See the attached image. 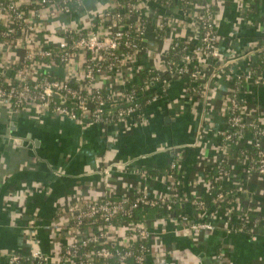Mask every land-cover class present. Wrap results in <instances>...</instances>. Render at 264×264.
Masks as SVG:
<instances>
[{
  "label": "crops",
  "instance_id": "0c3cea01",
  "mask_svg": "<svg viewBox=\"0 0 264 264\" xmlns=\"http://www.w3.org/2000/svg\"><path fill=\"white\" fill-rule=\"evenodd\" d=\"M113 1L83 0L71 13L55 15L54 9L46 10L44 19L36 21L38 46L55 47L69 30L84 31ZM215 13L222 39L219 58L205 66L210 83L207 97L188 95L186 77L168 76V92L145 109L142 120L106 125H88L35 105L12 112L0 101V264H9L7 254L35 252L49 257L46 264H58L57 256L69 237L66 233L59 237L54 230L56 215L78 200L134 197L144 186L151 196L163 197L172 184L174 193L187 201L183 214L190 223L203 216L196 213L191 200L210 188L206 172L218 159V132L226 125L224 99L234 73L242 72L249 62L256 64V53L236 62L234 73L221 75L215 67L225 66L235 55L245 57L244 50L264 38V0H219ZM192 24L188 23L191 30ZM154 35L150 28L134 70L162 67L167 45ZM24 48L13 50L10 59H23ZM75 66L79 71L80 62ZM36 73L66 78L63 67L51 64L38 65ZM98 86L113 88L107 79H99ZM246 97L251 111L264 119V84L248 85ZM245 141L251 145L250 134ZM178 159L175 182L165 170ZM140 171L151 175L143 177ZM240 181L247 195L238 200L229 195L224 207L208 213L207 222L215 228L203 231L197 239L187 235L177 218L145 220L153 234L147 264H264V234L259 232L253 239L243 228L240 212L246 207L264 212V177L247 176L245 164L232 160L231 174L223 182L235 187Z\"/></svg>",
  "mask_w": 264,
  "mask_h": 264
},
{
  "label": "built area",
  "instance_id": "2783aa9c",
  "mask_svg": "<svg viewBox=\"0 0 264 264\" xmlns=\"http://www.w3.org/2000/svg\"><path fill=\"white\" fill-rule=\"evenodd\" d=\"M214 1L114 0L84 31L69 30L57 46L41 48L36 42L40 34L36 21L44 19V12L50 9H54L55 15L71 13L70 4L81 6L83 0H0V75L6 77L9 86L0 88V101L12 112L35 105L88 125H106L142 120L145 109L168 92V76L186 77L188 95L207 97L210 83L205 66L219 58L222 39L215 21L219 0ZM150 19L152 22L148 23ZM188 23H193V30ZM150 28L156 41L167 45L162 54L164 63L160 68L134 70ZM22 47H25L23 59H10L11 52ZM244 52L245 57L235 55L225 66H216L218 74L234 73L232 66L236 62L261 53L262 46L254 44ZM78 61L79 71L75 70ZM49 64L63 67L66 78L36 73L38 65ZM144 70L151 77L137 87L134 80ZM99 79H107L113 88L99 87ZM261 84H264V69L254 63L249 62L242 72L234 73L230 93L223 102V116L229 117L218 132L222 144L218 147L216 164L210 169L217 168L216 179L221 187L226 186L223 181L231 174L232 160L245 164L247 176L264 177V119L251 111L246 97L248 85ZM145 96L149 98L143 105L139 98ZM248 134L251 145L245 143ZM240 147L254 148L255 154L244 150L238 154ZM180 162L181 159L172 162L167 173L169 180L176 182ZM140 175L149 176L146 171H140ZM236 184L237 193L246 192L243 181ZM167 191L166 196L153 197L144 186L143 192L134 197L104 195L99 199L78 200L62 208L56 215L54 230L59 237L66 233L69 242L58 254V264H147L153 234L144 221L133 219L134 211L142 205L152 208L164 205L170 212L165 219L172 218L173 205L186 200L174 193L172 184ZM228 194L231 195L221 190L214 202ZM191 203L203 213L205 206L198 198ZM240 212L244 216V230L256 239L259 226H264L263 210L246 207ZM252 214L260 216L252 220ZM177 219L193 239L215 228L207 221L190 223L185 215ZM5 257L9 264H46L49 259L42 252L30 256L10 253Z\"/></svg>",
  "mask_w": 264,
  "mask_h": 264
},
{
  "label": "trees",
  "instance_id": "16d2710c",
  "mask_svg": "<svg viewBox=\"0 0 264 264\" xmlns=\"http://www.w3.org/2000/svg\"><path fill=\"white\" fill-rule=\"evenodd\" d=\"M156 7V5H154ZM80 7L79 4L77 3H73V4H70V12H73L76 8ZM152 22V19H150L148 21V23H151ZM2 29L0 28V33H1ZM260 45L262 46V52L261 53H256V66L257 67H261V69H264V38L261 39V42H260ZM151 77V74H149L146 70L140 72L138 74V76L135 78L134 80V84L137 86V87H141L143 85V82H145V80H147L148 78ZM6 77H3L0 75V88L2 89H8L9 86H8V83L6 82ZM243 83V82H242ZM74 86V85H72ZM149 97L145 96V97H141L139 98V101L145 105L146 104V101ZM228 117L229 115H225L224 116V119H225V122L228 120ZM249 132V131H248ZM222 144V141L219 139V145ZM241 149V150H240ZM247 151L248 153H250L251 155L255 154V149L254 148H248V147H240L237 152L238 154L242 151ZM169 171V168H167L165 170L166 173H168ZM151 173V172H150ZM149 172H147V174L150 176ZM216 174H217V168L215 167L213 169V171H207L206 172V178L207 180L210 181V184L212 186V190L209 188V190L207 192H205L204 194H202L200 196V198H198L205 206V209L203 211V216H199L197 217L196 222H206L207 221V214L208 213H212L214 212L215 210L218 209V207H224L230 197L228 194L226 198H224L223 200L219 201L218 203H215L214 202V199L217 197V194L220 193L221 190H224L228 193H231V195L233 196L232 199L233 200H238L240 197L242 196H246L247 193H238V195L236 194V190H237V187H228V186H225V187H221L218 180L216 179ZM175 178L177 179V174H175ZM244 187V186H243ZM245 189V187H244ZM176 200V198H174ZM193 200V199H192ZM191 200V201H192ZM189 203V202H188ZM187 204V201L186 202H183V203H179V202H176L174 205H173V208H172V211H171V214H172V217L174 218H178V217H181L183 216L184 212H185V206ZM196 208V213H199V212H202L201 210L198 209V207H195ZM170 212H168L167 210V207L164 206V205H159L157 207H148V206H140L138 209H136L134 211V215H133V219L134 220H137V221H145L147 219H150L152 217H155L157 216L158 218L162 219V218H165ZM233 216H237V214H234ZM260 216V215H257V214H252L250 216V218L252 220H255L257 219V217ZM262 216V215H261ZM241 225H238V227H240ZM260 229H258V231H260V233H263L264 234V226L262 227L261 225L259 226ZM24 264H27L26 262H24Z\"/></svg>",
  "mask_w": 264,
  "mask_h": 264
},
{
  "label": "rangeland",
  "instance_id": "374dc122",
  "mask_svg": "<svg viewBox=\"0 0 264 264\" xmlns=\"http://www.w3.org/2000/svg\"><path fill=\"white\" fill-rule=\"evenodd\" d=\"M82 4H83V2H82ZM148 31H149V30H147V32H148ZM176 194L179 195L177 192H176Z\"/></svg>",
  "mask_w": 264,
  "mask_h": 264
},
{
  "label": "water",
  "instance_id": "95a60500",
  "mask_svg": "<svg viewBox=\"0 0 264 264\" xmlns=\"http://www.w3.org/2000/svg\"><path fill=\"white\" fill-rule=\"evenodd\" d=\"M56 97V96H55Z\"/></svg>",
  "mask_w": 264,
  "mask_h": 264
}]
</instances>
